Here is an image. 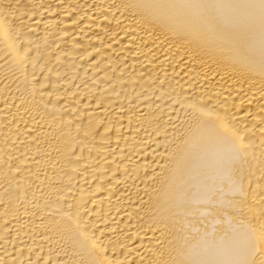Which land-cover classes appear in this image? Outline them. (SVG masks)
<instances>
[{
  "label": "bare ground",
  "instance_id": "obj_1",
  "mask_svg": "<svg viewBox=\"0 0 264 264\" xmlns=\"http://www.w3.org/2000/svg\"><path fill=\"white\" fill-rule=\"evenodd\" d=\"M0 264H264V0H0Z\"/></svg>",
  "mask_w": 264,
  "mask_h": 264
}]
</instances>
